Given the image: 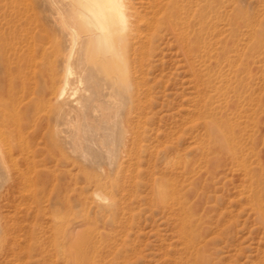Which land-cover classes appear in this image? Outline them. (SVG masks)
I'll return each mask as SVG.
<instances>
[{
    "label": "rangeland",
    "instance_id": "374dc122",
    "mask_svg": "<svg viewBox=\"0 0 264 264\" xmlns=\"http://www.w3.org/2000/svg\"><path fill=\"white\" fill-rule=\"evenodd\" d=\"M68 2L0 0V264H264V0Z\"/></svg>",
    "mask_w": 264,
    "mask_h": 264
},
{
    "label": "bare ground",
    "instance_id": "6f19581e",
    "mask_svg": "<svg viewBox=\"0 0 264 264\" xmlns=\"http://www.w3.org/2000/svg\"><path fill=\"white\" fill-rule=\"evenodd\" d=\"M68 5L71 7L74 23L80 24L90 39H96L99 44L109 45L114 56L120 55V51L124 48V42L127 39L131 41L133 36L136 39L139 32L138 22L145 19V16L133 7L134 5L132 6L128 0H69ZM75 24H68L67 29L74 33V36H77L78 31L76 33V29L80 28V26L77 28L78 25ZM74 39L76 40V38ZM170 184L165 182L166 192H170ZM184 218L186 223L184 222V226H181V232L182 234H189L186 226H191L192 221L187 223L189 216L186 214ZM191 233L193 236L192 241L186 240L184 242L189 248L195 247V240L200 237V233L194 228Z\"/></svg>",
    "mask_w": 264,
    "mask_h": 264
}]
</instances>
